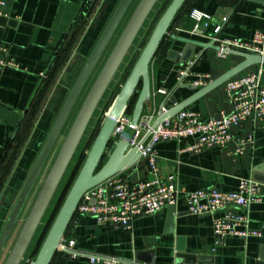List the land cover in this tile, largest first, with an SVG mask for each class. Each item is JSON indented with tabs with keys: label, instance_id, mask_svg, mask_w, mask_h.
<instances>
[{
	"label": "crops",
	"instance_id": "obj_1",
	"mask_svg": "<svg viewBox=\"0 0 264 264\" xmlns=\"http://www.w3.org/2000/svg\"><path fill=\"white\" fill-rule=\"evenodd\" d=\"M3 1L0 52L6 49L17 67H0V159L11 141L0 166V230L65 97L119 2ZM167 2L157 1L160 6ZM192 9L211 15L203 36L191 32L194 20L189 13ZM222 17H226L224 22ZM217 25L220 26L216 34L219 39L251 40L256 31H264V0H187L150 62L153 114L157 115L161 107L170 109L243 60L232 52L221 58L213 49L196 59L200 48L195 47L187 63L183 67L177 65L175 52L183 49L185 44L171 35L208 41L206 34L212 35ZM60 43L64 49L59 54L51 82L46 84L48 75L43 77L42 74ZM193 61L195 63L189 69ZM256 66H249L233 77ZM262 82L264 84V79ZM224 86L225 82L212 88L186 108L204 117L231 111ZM32 109L34 114L29 119ZM27 119L29 122L25 126ZM231 133L233 140L226 148L211 147L198 153L187 149L192 143L191 138L159 142L155 146L158 173L161 176L174 174L177 184L186 190L218 188L232 191L240 178L255 177L260 184L259 200L249 206V226L261 236H227L224 243L213 250L216 235L212 220L220 212L192 215L180 196L174 205L134 218L130 230L98 224L89 215H75L64 237L74 239L79 249L116 256L121 259V264H178L183 260L177 254L207 264H264V126L258 120L247 119L233 126ZM239 137L245 140L241 153L236 152L235 140ZM122 172L132 183L149 178L146 165L139 167L136 163ZM22 217L20 215L5 245L0 264ZM50 264L91 263L56 251Z\"/></svg>",
	"mask_w": 264,
	"mask_h": 264
},
{
	"label": "water",
	"instance_id": "obj_2",
	"mask_svg": "<svg viewBox=\"0 0 264 264\" xmlns=\"http://www.w3.org/2000/svg\"><path fill=\"white\" fill-rule=\"evenodd\" d=\"M157 1L158 0H137L110 51L86 91L54 156V159L52 160V163L50 164L34 196V199L32 200V203L20 224L16 236L4 257L2 264H21L96 108L98 107L102 97L107 91V88L115 77ZM131 2L132 0H119L98 40L78 73L74 83L72 84L67 96L65 97V100L40 148V151L21 187V190L19 191L9 215L0 230V256L17 221L19 220L25 204L27 203L37 179L43 170V167L78 96L80 95ZM184 2L185 0H170L154 24L127 77L103 117L90 147L85 152L83 162L50 227L48 228L34 259L30 262V264H50L55 252L57 251V246L64 237L67 227L75 214L76 207L86 191L136 163L139 167H143L145 165L147 158L143 157L140 159L138 149L135 147H129V140L133 134L132 127L138 123L143 111H145V114L152 113L153 96L150 81V62L155 56L160 42L167 36L169 28ZM68 32L69 30L66 32V35ZM195 34L199 36L204 35L200 31H196ZM206 36L209 37L210 35L206 34ZM171 37L185 44L183 49L175 52L177 55V65L180 67H183L184 64L187 63L195 47L200 48L196 59L208 49L216 51L220 49V47L215 44V40L210 37L208 41L192 40L173 34ZM60 45L61 43L56 48L52 58L44 70L42 74L43 77L46 75ZM226 52L238 54L243 58V60L200 89L195 90L185 99L168 109L164 114L158 115L152 125L155 126L165 118L171 117L179 110L188 107L209 90L222 84L249 66L264 63V56L233 49H226ZM194 63L195 61L191 62L189 69ZM139 84L140 88L130 113V126L126 127L120 135L112 136L114 126L116 125V119L122 111L127 109L128 102L134 92H136ZM26 111L27 109L25 112ZM25 112L22 114V117ZM10 144L11 141L7 145V148L0 159V166ZM102 160L103 162L99 166ZM253 179L257 181L255 177H253ZM94 202V199L89 201L90 204H93ZM177 256L182 258L185 263H203L193 258L188 259L185 254H177Z\"/></svg>",
	"mask_w": 264,
	"mask_h": 264
},
{
	"label": "built area",
	"instance_id": "obj_3",
	"mask_svg": "<svg viewBox=\"0 0 264 264\" xmlns=\"http://www.w3.org/2000/svg\"><path fill=\"white\" fill-rule=\"evenodd\" d=\"M5 2L0 0V16L4 14ZM189 17L194 20L193 33L205 34L209 27L211 15L192 9ZM222 22L226 17H222ZM220 26L213 29L209 37L217 42L220 49L218 56L224 58L226 49H235L251 54L264 56V31H256L249 41L241 39H219L216 34ZM0 67L16 68L14 60L8 56L6 49L0 52ZM264 63L258 64L239 76L225 81V94L232 109L220 112L217 116L204 117L200 113L183 108L173 116L165 118L155 126L153 121L167 109L161 107L158 114H144L133 126L129 147L139 151V158L146 157L149 178L132 183L128 177L119 172L93 188L86 191L79 201L75 215L92 216L98 224L119 226L130 230L134 218L153 214L167 205H174L180 196L183 197L186 210L192 215H220L212 220L213 232L216 235L214 247L224 243L227 236L242 238L259 237L261 233L250 228L249 206L259 200L260 184L253 178H240L235 190L222 191L218 188H199L186 190L180 187L174 174L161 176L158 173L155 146L161 141L191 138L187 149L198 153L206 148H226L233 140L231 128L247 119L258 120L264 126ZM130 114L124 110L116 119L112 136L120 135L130 126ZM236 152L241 153L245 140L237 138ZM95 202L90 204L89 201ZM232 209L240 210L234 212ZM57 251L72 259H85L91 264H121V259L112 255L95 254L75 246V240L63 237ZM178 264H207L185 263Z\"/></svg>",
	"mask_w": 264,
	"mask_h": 264
},
{
	"label": "rangeland",
	"instance_id": "obj_4",
	"mask_svg": "<svg viewBox=\"0 0 264 264\" xmlns=\"http://www.w3.org/2000/svg\"><path fill=\"white\" fill-rule=\"evenodd\" d=\"M137 0H132V4H130L129 8L126 10L124 16L122 17L120 23L118 24L113 36L111 37L108 45L106 46L104 52L102 53L98 63L96 64L94 70L92 71L89 79L87 80L85 86L83 87L80 95L78 96L68 118H67V121L65 122L61 132H60V135L59 137L57 138L56 140V143L55 145L53 146L52 148V151L43 167V170L41 171V174L27 200V203L25 204V207H24V210L22 211L21 213V216L22 217V220L24 218V216L26 215V212L25 210H28V208L30 207L31 203H32V200L34 199V196L50 166V164L52 163V160L54 159V156L64 138V135L66 134V131L86 93V91L88 90L92 80L94 79L96 73L98 72L100 66L102 65L104 59L106 58L108 52L110 51L113 43L115 42L119 32L121 31L123 25L125 24L128 16L130 15L133 7L135 6ZM162 7L163 6H160L158 5V3H156L155 7L153 8V10L151 11L150 15L148 16V18L146 19L143 27L141 28L139 34L137 35L135 41L133 42L129 52L127 53L124 61L122 62L119 70L117 71L115 77L113 78L112 82L110 83L109 87L107 88V91L105 92L104 96L102 97L98 107L96 108L92 118H91V121L89 122V125L77 147V150L75 152V155L74 157L72 158L54 196H53V199H52V202H51V205L49 206L48 208V211L47 213L45 214V217L44 219L42 220L41 224L39 225V230L38 232L36 233V235L34 236L33 238V241L31 242V245L29 246L23 260H22V263L21 264H30V262L33 260V251H34V245L36 243V240L38 239V235L40 234V232L42 231L43 227L46 225V222L49 220L50 218V213L51 211L54 209L57 201H58V197L61 196L62 194V190L64 189V186L66 185V182H67V179H68V176L70 175L72 169L74 168V166L76 165V163L78 162L79 158H80V155L82 153H85V151L87 150V146H88V143L91 141V139L93 138L95 132L97 131L98 127L100 126L101 122H102V119L103 117L105 116L106 112L108 111V108L109 106L111 105L112 103V99L114 98V96L117 94L118 90L120 89L121 85L123 84L124 82V79L128 73V71H130V67L133 65L134 61L136 60L137 56L139 55L144 43L146 42L158 16L160 15V12L162 10ZM56 68H54V71H55ZM51 74V75H48L47 76V79H45V82L46 84H49L51 82V79L54 75V72ZM38 99L36 100L35 103H37ZM33 114H34V109H32V112L30 113L29 115V119L33 117ZM29 119H27L26 123H25V126L26 124L29 122ZM22 222V221H21ZM20 222V224H21ZM20 224H19V227H20ZM16 236V235H15ZM14 237V236H13ZM15 238V237H14ZM14 240V239H13ZM10 245V244H9ZM2 256V255H1ZM3 262V261H2ZM2 264V263H1Z\"/></svg>",
	"mask_w": 264,
	"mask_h": 264
},
{
	"label": "trees",
	"instance_id": "obj_5",
	"mask_svg": "<svg viewBox=\"0 0 264 264\" xmlns=\"http://www.w3.org/2000/svg\"><path fill=\"white\" fill-rule=\"evenodd\" d=\"M169 2H170V0H168V2L162 7V10H161V12H160V15L162 14V12L164 11L165 7L167 6V4H168ZM186 2H187V0H185V2H184V4L182 5V7L178 10V12H177V14H176V16H175V18H174V20H173V22H172L170 28L172 27V25H173V23H174L176 17L178 16V14H179V13L181 12V10L184 8ZM160 15H159V16H160ZM159 16H158V18H159ZM158 18H157V19H158ZM156 21H157V20H156ZM155 23H156V22H155ZM170 28H169V30H170ZM164 40H165V38H163V40L160 42V45H159V47H158L157 52H158L159 49L162 47V45H163V43H164ZM144 44H145V43H144ZM63 49H64V48H63V46H62V44H61L60 47H59V49H58V51H57V53H56V55H55V57H54V59H53V61H52V63H51V65H50V67H49V69H48V71H47V75H51V74L53 73L54 68H56V66H57V64H58L59 54L63 51ZM157 52H156V53H157ZM155 55H156V54H155ZM131 67H132V66H131ZM131 67H130V68H131ZM128 73H129V71H128ZM128 73H127V75H128ZM127 75H126V77H127ZM126 77H125V78H126ZM124 80H125V79H124ZM139 88H140V84L138 85V87H137V89H136V92H134V94L131 96V98H130V100H129V102H128V106H127L126 111H127L129 114L131 113V110H132V108H133V105H134V102H135V100H136V97H137V94H138V90H139ZM118 91H119V90H118ZM114 97H115V96H114ZM113 99H114V98H113ZM113 99H112V101H113ZM98 128H99V127H98ZM97 131H98V129H97ZM97 131L95 132V134H94L93 138L91 139V141L88 143L87 150H88V148L90 147V145H91V143H92V141H93V139H94V137H95ZM87 150H86V151H87ZM86 151H85V152H86ZM74 155H75V154H74ZM73 157H74V156H73ZM84 157H85V153H82V154L80 155V158H79L78 162L76 163V165H75L74 168L72 169L70 175L68 176V179H67L66 185L64 186V189L62 190V194H61V196L58 197V201H57V203H56L54 209H53V210L51 211V213H50V218H49V220L46 222V225L43 227L42 231H41L40 234L38 235V239L36 240V243H35V245H34L33 259H34L35 255H36V253H37V251H38V249H39V247H40V245H41V243H42V241H43V239H44V236H45V234H46L48 228L50 227V225H51V223H52V221H53V219H54V217H55V215H56V213H57V211H58V209H59V207H60V205H61V203H62V201H63V199H64V197H65V195H66V193H67V191H68V189H69V187H70V185L72 184V182H73V180H74V178H75V176H76V174H77V172H78V170H79V168H80V166H81V164H82V162H83ZM102 162H103V160L100 162L99 166L102 164ZM99 166H98V167H99ZM51 202H52V201H51ZM50 205H51V203H50ZM50 205H49V206H50ZM48 208H49V207H48ZM48 208H47L45 214L47 213ZM45 214H44L42 220L44 219ZM73 217H74V216H73ZM38 230H39V227H38L36 233L38 232ZM36 233H35V235H36ZM35 235H34V236H35ZM33 238H34V237H33ZM32 241H33V239H32ZM30 245H31V244H30ZM21 263H22V262H21Z\"/></svg>",
	"mask_w": 264,
	"mask_h": 264
}]
</instances>
